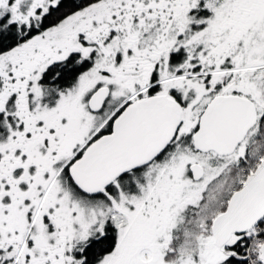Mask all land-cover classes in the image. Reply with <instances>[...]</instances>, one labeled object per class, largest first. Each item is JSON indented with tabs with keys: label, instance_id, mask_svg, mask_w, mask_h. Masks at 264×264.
Segmentation results:
<instances>
[{
	"label": "snow or ice",
	"instance_id": "6c2138e0",
	"mask_svg": "<svg viewBox=\"0 0 264 264\" xmlns=\"http://www.w3.org/2000/svg\"><path fill=\"white\" fill-rule=\"evenodd\" d=\"M0 264H264V0H0Z\"/></svg>",
	"mask_w": 264,
	"mask_h": 264
}]
</instances>
